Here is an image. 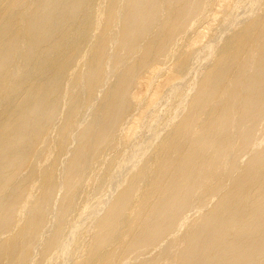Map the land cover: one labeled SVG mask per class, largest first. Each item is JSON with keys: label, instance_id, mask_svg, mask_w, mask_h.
Returning a JSON list of instances; mask_svg holds the SVG:
<instances>
[{"label": "bare ground", "instance_id": "6f19581e", "mask_svg": "<svg viewBox=\"0 0 264 264\" xmlns=\"http://www.w3.org/2000/svg\"><path fill=\"white\" fill-rule=\"evenodd\" d=\"M0 264H264V0H0Z\"/></svg>", "mask_w": 264, "mask_h": 264}, {"label": "rangeland", "instance_id": "374dc122", "mask_svg": "<svg viewBox=\"0 0 264 264\" xmlns=\"http://www.w3.org/2000/svg\"><path fill=\"white\" fill-rule=\"evenodd\" d=\"M162 110V108L160 109V111ZM93 193V192H92ZM94 194V193H93ZM93 194H90L91 195V197L93 196V197H95V195H93ZM93 201L95 200L94 198L92 199ZM87 221V220H86Z\"/></svg>", "mask_w": 264, "mask_h": 264}]
</instances>
